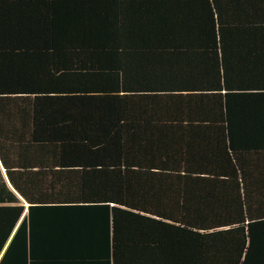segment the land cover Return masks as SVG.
I'll use <instances>...</instances> for the list:
<instances>
[{
	"label": "trees",
	"instance_id": "16d2710c",
	"mask_svg": "<svg viewBox=\"0 0 264 264\" xmlns=\"http://www.w3.org/2000/svg\"><path fill=\"white\" fill-rule=\"evenodd\" d=\"M0 264H264V0H0Z\"/></svg>",
	"mask_w": 264,
	"mask_h": 264
}]
</instances>
